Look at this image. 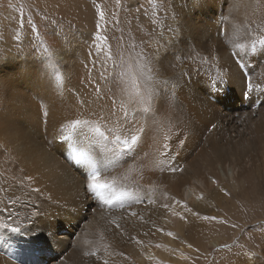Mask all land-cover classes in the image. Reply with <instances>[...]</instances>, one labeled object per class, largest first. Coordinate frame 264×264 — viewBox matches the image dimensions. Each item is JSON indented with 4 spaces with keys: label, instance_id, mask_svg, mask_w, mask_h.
Returning <instances> with one entry per match:
<instances>
[{
    "label": "bare ground",
    "instance_id": "obj_1",
    "mask_svg": "<svg viewBox=\"0 0 264 264\" xmlns=\"http://www.w3.org/2000/svg\"><path fill=\"white\" fill-rule=\"evenodd\" d=\"M40 3L39 50L25 20L0 40V264H195L234 237L223 264H264V0ZM236 202L222 238L206 215Z\"/></svg>",
    "mask_w": 264,
    "mask_h": 264
},
{
    "label": "rangeland",
    "instance_id": "obj_2",
    "mask_svg": "<svg viewBox=\"0 0 264 264\" xmlns=\"http://www.w3.org/2000/svg\"><path fill=\"white\" fill-rule=\"evenodd\" d=\"M9 1H10V3H9ZM104 1L105 0H103V1L102 0H88L90 6H92V7L94 5H96V7H99V6H101V4ZM118 2H120V0H118ZM6 4H8L7 5L8 9L3 8L4 6H6ZM40 4H38V5L32 4V0H0V40H1V38L10 37L11 31L13 34L16 33V31H18L17 33L19 35L23 34V35H21V37L24 38V36H25L24 34L26 33V30L23 29L21 26L17 27L16 22H20V21L25 22L26 21L25 23L28 24V26H29L28 29H30V31L28 32L29 35L27 37H31L29 39L31 40V43H33L35 45V50H39L41 44H43V42H44L43 31L45 30V29H43L44 27H42L41 30L39 29V24H43V26H44V22H43L44 16H43L42 10H43V7L45 6L44 3L43 4L40 3ZM10 5H12L13 7ZM11 7H12V9H11ZM4 11H6V12H4ZM9 11H10V14H9ZM119 11L122 12L121 10H119ZM11 15H12V17H11ZM125 15L128 16L127 14H125ZM5 18L9 19V20L11 19L10 20L11 25L8 26L5 23V21H4V20H6ZM62 21H63V24L66 26L72 25L71 21L69 19H64ZM40 22H43V23H40ZM116 28H118V30L115 31L114 33H116V32L119 33L118 23H116V25H115V29ZM15 29H16V31L14 32ZM120 32L122 35L125 34L122 32V30ZM117 33L115 36L113 34L114 40H115L117 45H119V46L123 45V47H124L125 42H123L122 40H120L118 38ZM127 42L130 45H132V43H134L132 41H127ZM24 47L25 46H23V48ZM29 48L32 49L31 44H29ZM132 48H133V46H132ZM228 101H230L234 105H233V107L231 105H226L224 107V109H226L228 111H231V110L236 111L235 106L238 104V100L234 101V99L231 98V99H228L227 102ZM75 166H76V164H75ZM91 199L94 200V197H92ZM233 199L236 200V197H234ZM261 202L264 203V199ZM234 205H235V207L229 208L228 210L220 211L217 214L211 213V214L206 215L208 220L211 223H213V225L215 226V233L218 234L219 236H221L222 238L227 237L231 233V231H234L238 227L242 226L243 223L248 219L247 216L243 215L242 213H239V208L241 207V203L236 202ZM263 213H264V205H260L254 210L252 215L254 216V219H256L259 217L260 214H263ZM246 228L247 229L249 228L248 225H246ZM65 234H66L67 238L71 239V237H73L74 233L73 232H66ZM169 239L172 240L173 235H171L169 237ZM236 239H238V238H236V237L232 238L230 240V244L227 246H216V248L213 251L211 250L212 252L208 256H206V258L203 261L201 260L202 252H201V249H199V251H197L195 253V256H196V257H194L195 264H223L222 259H221L222 254L216 252V250L227 249L228 247L232 246L233 243H235ZM248 240L249 241L252 240V237L249 236ZM230 255H228V256H230ZM20 258H21V260L19 262L20 264H28L31 261L29 259L30 257L29 258L20 257ZM39 258L42 259V261L47 260V263H48V258H44L43 256H39Z\"/></svg>",
    "mask_w": 264,
    "mask_h": 264
},
{
    "label": "snow or ice",
    "instance_id": "obj_3",
    "mask_svg": "<svg viewBox=\"0 0 264 264\" xmlns=\"http://www.w3.org/2000/svg\"><path fill=\"white\" fill-rule=\"evenodd\" d=\"M202 4V0H190V6L192 9H195L197 7H200ZM101 18H103V13L100 14ZM237 47H242V45H237ZM48 66L49 68H55L56 67V61H55V55L54 53H49L48 54ZM246 86L248 88L251 87L248 78L245 81ZM4 85L3 83H0V88H2ZM148 109H145V111H147ZM213 128L215 127V125L212 126ZM99 131V130H97ZM100 135L103 137L104 140H107L108 137H104L103 133H100ZM117 141H119V137H116ZM139 137L137 135H132L130 140H124L122 141V146H123V150H130L133 148V146H135L138 143ZM117 147H120V144H117ZM75 159L77 161V163H88L91 164L92 162L88 159H86L84 157V154L82 153H78L75 156ZM177 169L173 168V171H176ZM85 191L86 193L89 194V197L92 198H97L99 200H103L105 203H111V200L107 198V191L110 190L111 185L108 183H101L100 182V174L93 172L92 174H90L87 178V180L85 181V185H84ZM36 192H40V189H35ZM50 199V198H49ZM33 208H35V205H33ZM38 212L34 211L32 212V216H37ZM0 215H2V213H0ZM132 215H135V213H132ZM0 227L3 228H9L11 231L16 232L19 231L20 228L19 227H11L9 224H0ZM94 255V254H93ZM105 264H107V262H105Z\"/></svg>",
    "mask_w": 264,
    "mask_h": 264
}]
</instances>
